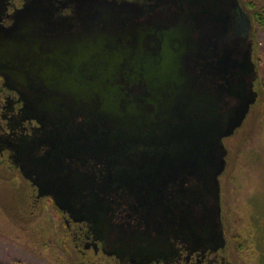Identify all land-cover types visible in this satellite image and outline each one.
Masks as SVG:
<instances>
[{
	"label": "flooded vegetation",
	"instance_id": "obj_1",
	"mask_svg": "<svg viewBox=\"0 0 264 264\" xmlns=\"http://www.w3.org/2000/svg\"><path fill=\"white\" fill-rule=\"evenodd\" d=\"M239 1L225 41L238 43L240 62L251 51L258 97L224 138L219 217L196 146L167 117L179 105L173 91L186 90L172 85V70L201 75L217 64L182 53L174 61L165 40L172 13L189 14L191 0H0V184L18 199L17 215L49 222L68 264L256 263L260 229L237 230L232 182L237 143L263 112L264 41ZM222 82L216 75L207 87L215 99ZM52 184L65 201L42 194ZM245 208L253 219L254 204Z\"/></svg>",
	"mask_w": 264,
	"mask_h": 264
},
{
	"label": "water",
	"instance_id": "obj_2",
	"mask_svg": "<svg viewBox=\"0 0 264 264\" xmlns=\"http://www.w3.org/2000/svg\"><path fill=\"white\" fill-rule=\"evenodd\" d=\"M239 2V0H191L190 7L188 6L189 14L184 9L181 15L178 12L172 13L174 25L165 39L173 40L174 61L177 58L176 54L181 53L188 58L200 55L202 60L217 57V64L214 67L210 64V70L202 72L201 75H193L187 71L186 76L178 77V73L172 70L170 73L172 85L183 86L186 90L173 91L172 102L179 99L180 107L172 104L167 117L172 123L177 121L173 126V133L178 136L179 141L188 140L196 146L200 159L198 172L203 178L205 193L214 199L213 208L209 212L219 217L220 175L226 168L228 154L224 138L233 135L242 125L251 105L256 103L258 97L253 82L258 74L251 59V51H248L244 61L240 62L235 56L239 53L238 43L229 46L225 41L232 38L233 15L230 9H234L235 12L237 7H240ZM237 36L238 33L234 40H238ZM216 45L219 46L215 48ZM216 75L223 81L218 87L217 98L221 101L224 97L231 98V101H225L224 106L219 104L218 99H215L207 88L208 85L214 84ZM130 111L132 110H124L123 115L127 116ZM176 157L179 160L181 154ZM58 187L55 188L52 184L45 192L40 190L42 194L52 193L55 198L65 201ZM58 205L62 209L69 207L59 201Z\"/></svg>",
	"mask_w": 264,
	"mask_h": 264
},
{
	"label": "rangeland",
	"instance_id": "obj_3",
	"mask_svg": "<svg viewBox=\"0 0 264 264\" xmlns=\"http://www.w3.org/2000/svg\"><path fill=\"white\" fill-rule=\"evenodd\" d=\"M259 40L264 41V34ZM262 111L256 123L246 130L245 138L237 143L236 178L232 182V186L236 187L237 230L250 229L249 224L255 225V222L260 229L257 250L251 251L255 253V264H264V251L260 253L264 240V105ZM10 190L8 186L0 184V264H57L43 255L53 246L50 245L49 222L43 218H39L40 221L37 219L40 223L35 219L27 221L17 215L18 199ZM250 202L255 207L253 219L246 216L249 211L245 207ZM255 237L259 239V233ZM57 250L63 255L59 247Z\"/></svg>",
	"mask_w": 264,
	"mask_h": 264
},
{
	"label": "trees",
	"instance_id": "obj_4",
	"mask_svg": "<svg viewBox=\"0 0 264 264\" xmlns=\"http://www.w3.org/2000/svg\"><path fill=\"white\" fill-rule=\"evenodd\" d=\"M241 3L245 7H247L249 9V11L252 13L254 21L257 24V28H258L259 32L261 33V35L263 36V34H264V0H241ZM262 50H263L262 51V55H263L262 61L263 62H262V71L260 73H261V80L264 84V48H262ZM243 229H246V228H243ZM237 236L240 239H242L244 246H247V243H248L249 247H251L252 241L247 239V237L245 236L244 233H242V237L239 234H237ZM50 240H52L50 242V245H53L52 249H50V251H45V253H43V255L46 258H49L51 261H53L57 264H68L67 261H68V258H70V255L67 256V254H69V252H70L69 248H67L63 245H59L58 241H56L53 237H50ZM58 247L61 250L63 255H60L57 252ZM24 264H31V263L25 262Z\"/></svg>",
	"mask_w": 264,
	"mask_h": 264
}]
</instances>
